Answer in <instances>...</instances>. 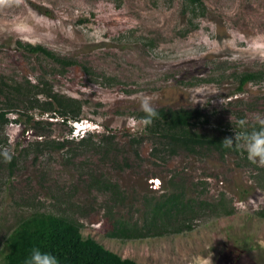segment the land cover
<instances>
[{
	"label": "rangeland",
	"instance_id": "374dc122",
	"mask_svg": "<svg viewBox=\"0 0 264 264\" xmlns=\"http://www.w3.org/2000/svg\"><path fill=\"white\" fill-rule=\"evenodd\" d=\"M201 1L204 9L186 0H24L0 10V75L21 87L0 96V107L18 111L0 126V260L20 220L50 213L136 262L264 264V168L242 150L177 146L142 122L140 93L157 94L156 109L190 111L192 131L222 141L239 119L264 116V0ZM47 88L80 101L89 138L43 114ZM173 195L177 203L153 220ZM119 221L139 236H109Z\"/></svg>",
	"mask_w": 264,
	"mask_h": 264
},
{
	"label": "trees",
	"instance_id": "16d2710c",
	"mask_svg": "<svg viewBox=\"0 0 264 264\" xmlns=\"http://www.w3.org/2000/svg\"><path fill=\"white\" fill-rule=\"evenodd\" d=\"M186 1L193 9L197 7L204 9V4L201 0ZM38 10L41 13L48 14L46 9L39 8ZM17 44L21 45L20 42ZM25 46L31 53H42L64 65L73 64L71 60L60 59L42 45L26 44ZM254 77L255 74L252 73L241 75L239 79V88ZM6 87L8 90L14 88L16 92H20L21 90L20 86L7 85V83L4 82L3 76L0 75V96L8 97ZM39 92H41L44 97V101L42 102L43 114L45 113L50 118H55L56 121L58 120L63 123L81 120V103L78 99L52 92L49 88L39 89ZM35 102H37L36 99ZM156 110L159 115L152 123L154 129L161 128V135L168 138L169 142L188 150L193 149L195 146L203 145L214 146L220 151L229 150L221 147V139L192 131L190 120L193 118V115L190 111L164 108ZM11 111L15 114L18 112L0 107V126L10 121L7 114ZM12 120H14V122L17 121L15 117ZM34 124L40 125L42 124V120L36 119ZM90 135L91 131L87 132V135L82 136L80 141L83 142L89 138ZM171 197V202H169V197L165 202L156 204V208L153 210L152 215L153 220H155L157 216L168 214L170 209L177 203V196L173 195ZM167 202H169V205H167ZM128 230L129 229L119 221L108 235L111 237L124 238L139 236L134 232H128ZM5 246L6 251L2 260H0V264H25L31 249L36 247L56 256L59 264H147L136 262L131 258L121 257L117 253L105 248L95 239L83 237L75 222L50 213H34L20 220L5 238ZM237 259V257H232V261L230 259L228 264H235Z\"/></svg>",
	"mask_w": 264,
	"mask_h": 264
},
{
	"label": "clouds",
	"instance_id": "9594fccd",
	"mask_svg": "<svg viewBox=\"0 0 264 264\" xmlns=\"http://www.w3.org/2000/svg\"><path fill=\"white\" fill-rule=\"evenodd\" d=\"M23 3L24 0H0V10L13 6L19 7ZM137 99L140 109L144 113L142 122L145 126H150L159 115L155 107L158 96L155 93L151 95L140 93ZM255 120L256 125H250L247 118L239 119L237 121L239 131H235L234 138H224L221 147L229 150H242L246 153V158L251 164L264 168V116L257 114ZM78 121L80 120L72 121L76 124L72 130L82 135L89 132L90 125L88 123L81 124ZM3 155L7 162H11V154L5 152ZM25 264H59V262L56 256L36 247L31 249Z\"/></svg>",
	"mask_w": 264,
	"mask_h": 264
},
{
	"label": "bare ground",
	"instance_id": "6f19581e",
	"mask_svg": "<svg viewBox=\"0 0 264 264\" xmlns=\"http://www.w3.org/2000/svg\"><path fill=\"white\" fill-rule=\"evenodd\" d=\"M160 182L158 180H155V184H159Z\"/></svg>",
	"mask_w": 264,
	"mask_h": 264
}]
</instances>
